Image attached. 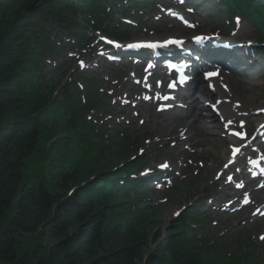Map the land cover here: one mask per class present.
Returning a JSON list of instances; mask_svg holds the SVG:
<instances>
[{"label": "trees", "instance_id": "trees-1", "mask_svg": "<svg viewBox=\"0 0 264 264\" xmlns=\"http://www.w3.org/2000/svg\"><path fill=\"white\" fill-rule=\"evenodd\" d=\"M95 1L74 5L68 0H0V218L15 208L10 227L0 236V263L17 261L11 240L19 236L46 238L42 246L52 260L49 264H204L193 255L177 253L174 247L181 238L172 236L144 259L146 238L135 236L136 232L143 237L148 234L139 231L145 226L142 215L124 213L121 223L114 225L117 214L123 213L108 212L114 209L112 200L79 187L94 174L87 173L92 165L107 163L109 147L99 142L92 146L89 136L81 133L84 138L75 143L78 139L73 137L84 126L68 114L70 104L64 106L53 98L56 86L47 75L46 60L58 59L63 51L59 32L90 27L91 18L99 22L110 16ZM233 1L250 10L245 0ZM34 2L39 9L27 13V6ZM253 15L264 18V12L256 9ZM257 27L264 34V21ZM42 31L50 32L44 36ZM86 110H80L84 117ZM66 116L74 133L72 141L64 142L56 133L45 139L57 140L44 141L42 134L48 130L69 134L67 129L59 130ZM46 176L48 181H44ZM38 257L33 264H41L42 255Z\"/></svg>", "mask_w": 264, "mask_h": 264}, {"label": "rangeland", "instance_id": "rangeland-1", "mask_svg": "<svg viewBox=\"0 0 264 264\" xmlns=\"http://www.w3.org/2000/svg\"><path fill=\"white\" fill-rule=\"evenodd\" d=\"M180 3L177 1H171L169 5L161 4L156 7V9L159 10L160 16L162 15L163 11H168L173 8V6H177ZM163 20V19H162ZM162 20L155 21V26L153 29H150L146 27V25H138L135 29L134 36L135 38H159L162 37L163 33L167 34L169 32H175V28H171L168 26L169 22L164 23ZM170 23H177L171 20ZM205 27L200 32H205L206 29L210 26L209 22H204ZM177 26L182 27L183 26L179 23H177ZM162 28H165L166 30H163ZM145 32L149 33L146 34ZM99 47H97L98 50ZM89 55L86 54V57L84 59V62L86 64H89ZM94 61V60H93ZM257 62V61H256ZM104 62L100 63V61H95V64H103ZM258 63V62H257ZM113 69L118 68L121 66L125 67V63H117L112 62ZM92 66V65H91ZM86 66L81 67L78 66V64L73 66L72 71L68 72L69 74L72 72H75L76 67H81L80 70H92V67ZM262 65L258 63L253 68L248 70V73L252 75L251 80V88L257 90L256 92H260L259 102L256 103L257 105H253L247 108L248 116L251 118H255L258 115H264V110L261 109V105L264 104V72L261 73ZM111 69V68H109ZM245 76L246 78L249 77V74ZM57 75H53L54 77V83L57 82ZM125 81L118 84H113L109 88L106 89V95L109 100L110 106L113 108L114 111H116L114 118V123H112V129L121 131V133L128 134L129 137L132 139L140 141L142 144V150L144 153L135 154L136 157L139 156H145L147 155V159L149 160L148 166L150 167V172L152 171H160L161 173L168 174V171L171 170V168L175 171V179L171 177L168 179V183L172 184V187L175 186L174 193L176 194L174 197H179L182 192L190 186V183H194L193 186L190 188V195L197 196L198 198H203L208 191V187H221L218 189V193L215 196H212V199H214L212 202L209 201V203H206L205 201L194 202V206H190L193 211H200L207 212L208 217L214 222L213 226L216 228H219V230H225L229 231L228 238L230 241H235V239L240 240V238L243 236L242 233H246L247 236L250 237L251 241H253L257 245L256 249V256L257 258H260L264 260V251L262 250V246L260 244L259 236H264V219L258 218L257 220L253 221L252 219H247L250 217V215L253 213V210L247 211L245 208V211L242 213H234L231 214H224L223 212H215L214 209H219L220 206V199L225 198L229 196L232 193L239 194L241 192L236 191L235 185L233 184L231 180H229V177L226 173L221 175V166L222 163L226 160V157L224 160L217 159V156L221 154V152L217 151L216 149L212 148L214 146L213 139L215 138H223L225 136V132L222 131L221 124L218 122L217 118H215L214 122H208L210 125L213 123L218 124L219 127V133L218 134H212L209 135L208 140L203 141L201 146L197 147H190V143H186L181 147L175 146V142H170L169 146L170 148L167 149V146L157 141L156 133L158 132V129L156 126H154L153 123L144 124L143 119H138L137 123L131 124L130 118L119 115L116 108L119 107V103H117V97H121L122 102L124 104H127L126 102L129 101L127 99V90L130 89L131 86L134 85V79L132 78L130 80V74L127 75ZM130 80V81H129ZM59 84V82L57 83ZM65 82H63L60 85V89L65 88ZM115 87V88H114ZM115 89V90H114ZM145 94V93H144ZM208 111V109H206ZM128 111L126 110V113ZM203 120L207 121V117H203ZM162 124H164L163 120H159ZM257 124V123H256ZM164 161V162H163ZM163 165H167V167H163L161 165V169H157V165L159 163H162ZM184 162H188V169L187 171H184L182 168V164ZM196 162V163H195ZM106 167V165H105ZM214 167V169H213ZM100 168V169H99ZM104 171L102 174L107 173L106 168L99 167L97 165L93 166L88 174L95 173L96 176L98 172L96 171ZM183 170L185 174L187 172H193L190 176H184L181 177L179 174V171ZM198 174V177H194V175ZM218 179V184L215 185V178ZM157 178V177H156ZM48 177L46 176L44 178V181H48ZM152 180H148V184ZM31 182H28L30 184ZM160 181L158 183V186L160 185ZM227 184H230V186H227ZM82 186V185H81ZM257 186V185H256ZM60 196H63L62 193L59 192ZM156 207L154 209L155 213V219L161 220L162 223L166 226L168 223H170L174 218H179L178 211H180L181 205L183 204L182 201L172 200L170 202H165L164 200H160V195H157L154 197ZM234 199H237L235 197ZM208 200V199H207ZM177 201V202H176ZM225 205L226 202H223ZM211 205V206H210ZM229 205V204H228ZM241 205V202H236L235 206L238 207ZM211 210V211H210ZM226 210V208H224ZM15 213V208H11L9 211L4 213V215L0 218V236L1 234L10 227L9 223L11 221V215ZM172 213V214H171ZM217 223V224H215ZM156 226L153 229V232L155 230ZM11 233V232H10ZM259 233V234H258ZM12 234V233H11ZM155 234V232H154ZM159 234V233H158ZM14 239V240H13ZM11 241H14V250L16 252V258L13 263L10 264H25V263H35L39 260V255H42V258L40 259L41 264H49L52 260L50 259V256L48 257V253L46 249H43V244L46 245V238H29V237H14ZM259 239V240H258ZM248 240L244 239L242 241H237L236 243H242V245L247 242ZM41 246V247H40ZM40 247V248H39ZM40 253V254H39ZM2 264V263H0Z\"/></svg>", "mask_w": 264, "mask_h": 264}, {"label": "bare ground", "instance_id": "bare-ground-1", "mask_svg": "<svg viewBox=\"0 0 264 264\" xmlns=\"http://www.w3.org/2000/svg\"><path fill=\"white\" fill-rule=\"evenodd\" d=\"M95 1V0H94ZM120 1V0H118ZM145 0H139V3L144 4ZM96 3L100 4V7H102L105 10H113L115 8V6H117L116 4L113 5V3L111 2H104V1H95ZM77 4H80V2L76 1ZM127 1H120L118 3L119 6H124L126 5ZM68 6V5H66ZM96 6V5H95ZM97 10H100L99 7H97ZM130 8L131 10L136 9L135 8V4H130ZM66 10L68 12H70V8L67 7ZM98 13V11H96ZM81 15H83L84 17V13H81ZM86 15H88V17H90L92 14L91 13H87ZM169 16V15H167ZM229 18H231V15L228 14ZM120 17V18H119ZM119 17H115L116 21L111 23V26L114 27H119L118 29V34L117 37L119 35H121L122 31L126 33V29L130 30L132 28H129V26H126L123 22L125 20H129L134 18V14L132 12H129L127 14H120ZM243 21H248V16L246 14L243 15ZM251 19L248 21L250 22ZM232 22L233 24H231V26H237L238 23L235 22L234 18L232 17ZM60 28V27H59ZM180 36L182 35H187L189 34V30L185 29V28H180V27H176L174 29ZM43 33L41 35L46 36L47 32L50 31H42ZM117 33V32H116ZM223 33L222 32H218V35L221 36ZM49 36V34H48ZM53 35H50V37H52ZM178 38V37H175ZM162 39V38H161ZM165 39V38H164ZM203 41V40H202ZM141 44V43H140ZM194 45V44H193ZM64 47L68 48V45L66 43H64ZM109 48H112L111 46ZM244 48H248V47H244ZM138 51L143 50V52H141L140 54H143L144 56H148L149 55V50L147 47H142V48H136ZM239 50V48H238ZM82 51H86V49H83ZM164 52L166 54H169V50L165 49ZM203 57L206 59V56L203 55ZM251 58V57H250ZM249 58V59H250ZM235 59V57H234ZM249 59H247L246 61H248ZM141 61H143V59H141ZM159 69L161 68H165V66L163 65V63L159 62ZM90 64H92V71L94 72L95 67L97 66L95 64V61H90ZM203 64H205V62H203ZM246 63H242V65H245ZM82 65V62L78 61V66ZM98 65H102V64H98ZM212 66V64H211ZM236 66H238L237 63H234V61L224 57L223 55L220 56V58L218 59L215 68L219 71V75H218V79H215V84H214V92L216 93V99L218 101V104L216 106V108H219L221 111V116L224 117L225 122L230 125L228 127H230V130H235V128H233V124H234V119L236 118V115L238 114L239 116L243 117L245 115V108L255 105L256 103H258L260 94L255 92L253 89H251V79L249 80L248 78H245V80L243 79H233L232 77H229L230 72L236 70ZM204 69V68H202ZM59 69H57V71H59ZM109 72L108 68H105L102 72V75L105 78H110L112 77L110 74L108 75L107 73ZM166 71L162 70L161 76L162 77H166ZM75 77L74 78H70L72 81H74L75 85H73V88L79 85V82L81 81L83 83V87L87 90H90L93 87V82L96 81V78L93 77L92 75L87 74L86 72H83L81 74H78V72H75ZM197 77V76H196ZM59 84L58 86H60L62 84V81L60 79H58ZM226 85L227 88L224 89L221 86ZM144 86V85H143ZM143 88V87H141ZM134 90L139 91L138 88H132L130 91V101L127 105H119V107L117 108L118 112L120 114L126 115V110L128 111V115L130 116L131 119V124H135L137 123L138 119H143V123L144 124H148V123H153L154 126H156V128L158 129V132L156 133V137H157V141H159L160 143L164 144L167 146V149L170 148L169 143L170 142H175L177 147H181L186 143H190V146H201L203 141L208 140L209 135H212L213 133H218V125L216 123H213L212 125H210L208 122H212L213 118L215 116H211L210 113H207V117H208V121H203L201 119L202 116H204L203 113V108L204 105L202 103H197L194 107L195 108H191L189 105L185 106L182 110H178L176 111L174 114H172V110H167L164 109L163 112L160 111H155L154 110V103L149 99L148 101H146L144 99V97L141 95V92L139 91L137 92H133ZM63 91V89H62ZM144 91V90H143ZM194 91L199 92L200 90H197V87H195ZM145 92V91H144ZM147 92L154 94L155 91L151 88L148 89ZM212 90L206 89L205 93H211ZM199 98V97H198ZM84 99H86V95H84ZM183 100H190V96H183ZM74 101V97L72 98V100L69 98V96L66 95V97L62 100H59V104H65L64 106H69V104ZM117 103H119V99L117 97ZM194 111H196V113L194 115H192V117H189L191 115V113ZM192 111V112H191ZM67 112L68 114H70V116H72L73 118H75L78 123L81 126H85L87 123L85 121L84 115L83 113L77 109L75 106H70L69 108H67ZM193 114V113H192ZM212 118V119H210ZM163 120L164 124H162L161 122H159V120ZM263 122V120H261V123ZM248 124L253 123V120H248L247 121ZM101 133H104L103 131H101ZM58 136H60L64 142H66L65 137L66 134L63 131H58L56 133ZM76 138H78V141L75 143H79L81 140V138L83 139L84 137L80 134V133H76L75 135ZM213 143H214V148L217 149V151H220L222 153L223 150H231L233 147L235 146H243L245 145L244 141H240L238 139H235L234 137H230L226 134L225 138H215L213 139ZM71 149V148H70ZM70 152V151H69ZM228 157H229V153H228ZM227 157V158H228ZM224 158L223 155L221 154L219 156V160ZM227 160V159H226ZM139 162V159H134L132 160V164H136ZM99 167H101V164H95ZM103 166H105L106 164H102ZM40 168H44V165H42ZM231 169H233L234 167L231 166ZM173 169V168H172ZM102 178H96V177H88L87 178V184L83 186V189H85V191H88L92 194H94L95 196L99 197V196H103L109 200L112 201H118V200H122L124 199L123 194L115 188V184L113 183H109L106 186L101 187L100 186V182H101ZM264 202V198L263 196L259 197L258 199V203L260 205H262ZM109 208V205H107V207L105 208L106 211H108L107 209ZM219 211V210H218ZM109 213H112L110 211H108ZM172 214V213H171ZM124 218V213L123 214H117V219L118 220H122ZM142 227V226H141ZM148 225L143 226V229L139 230L141 232V234H143V231L148 230ZM159 229L162 230L163 226L159 224ZM211 230H213L214 232H217V229L214 227L210 228ZM156 235L157 234H147L146 237H143L142 235H140L138 232L135 233V236H139L140 239L142 238H146V244H147V250H150V252H152V248L151 246L154 245V241L156 239ZM163 241H158L157 245L160 246L162 245ZM180 250L183 251L184 247L180 241Z\"/></svg>", "mask_w": 264, "mask_h": 264}, {"label": "snow or ice", "instance_id": "snow-or-ice-1", "mask_svg": "<svg viewBox=\"0 0 264 264\" xmlns=\"http://www.w3.org/2000/svg\"><path fill=\"white\" fill-rule=\"evenodd\" d=\"M197 40H202L203 38L202 37H197L196 38ZM131 46H135V45H130ZM149 47H152L151 45H149ZM206 75L208 76H213V75H216V73H207ZM163 167H167V165H163ZM262 239H264V237H262Z\"/></svg>", "mask_w": 264, "mask_h": 264}]
</instances>
